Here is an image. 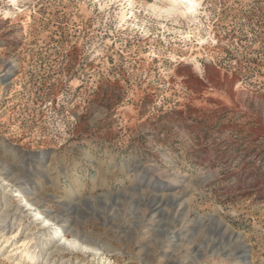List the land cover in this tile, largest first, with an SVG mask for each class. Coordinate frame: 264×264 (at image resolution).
<instances>
[{"label": "rangeland", "instance_id": "1", "mask_svg": "<svg viewBox=\"0 0 264 264\" xmlns=\"http://www.w3.org/2000/svg\"><path fill=\"white\" fill-rule=\"evenodd\" d=\"M170 8L0 0V264H264V0Z\"/></svg>", "mask_w": 264, "mask_h": 264}, {"label": "bare ground", "instance_id": "2", "mask_svg": "<svg viewBox=\"0 0 264 264\" xmlns=\"http://www.w3.org/2000/svg\"><path fill=\"white\" fill-rule=\"evenodd\" d=\"M162 1H164L165 3H167L168 5H171V8H170V10H169V12L168 13H170V12H176V10H178L177 9V7L179 6V4H189L190 6H191V8L192 7H197L198 6V3H199V0H162ZM179 11V10H178ZM181 11V10H180ZM174 12V13H175ZM177 13V12H176ZM180 13V12H179ZM183 14H184V12H182ZM178 14V13H177ZM10 73V72H9ZM11 74V73H10ZM10 74H7L6 75V78L5 79H9L10 77H11V75ZM7 81V80H6ZM30 206V204H26V207H29ZM161 206V204H160V202H157V203H155V205L153 206V209H158L159 207ZM29 210H31V209H27V211H29ZM39 215V212H36V215H34V217H37ZM50 220H46L45 218H43V222H42V228L43 229H47V230H49V231H52V229H51V225H50ZM53 231H59V228H57L56 230H53ZM60 235H62L63 233H59ZM52 236H56V233L55 232H53V234H52ZM64 239V238H63ZM66 241H68V240H66ZM24 246H28V243H26L25 241L24 242H22V244H21V247H24ZM45 246H46V244H44V248H45ZM242 250V249H241ZM26 251V250H25ZM240 252V251H239ZM242 255H243V251H241L240 252ZM26 254H27V256H29V257H31L30 255H32V253H31V251H27L26 252ZM241 256V255H240ZM246 256V255H245Z\"/></svg>", "mask_w": 264, "mask_h": 264}]
</instances>
